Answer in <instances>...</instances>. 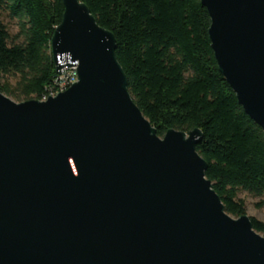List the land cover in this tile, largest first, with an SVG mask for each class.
<instances>
[{"label": "water", "instance_id": "1", "mask_svg": "<svg viewBox=\"0 0 264 264\" xmlns=\"http://www.w3.org/2000/svg\"><path fill=\"white\" fill-rule=\"evenodd\" d=\"M51 41L78 81L47 100L0 91V264H264V236L206 177L202 131L160 137L112 31L63 0ZM220 72L264 130V0H202Z\"/></svg>", "mask_w": 264, "mask_h": 264}, {"label": "trees", "instance_id": "2", "mask_svg": "<svg viewBox=\"0 0 264 264\" xmlns=\"http://www.w3.org/2000/svg\"><path fill=\"white\" fill-rule=\"evenodd\" d=\"M80 1L115 35L128 89L158 135L202 131L197 151L226 212L247 214L243 192L264 207V130L219 70L202 0ZM64 9L63 0H0L1 92L20 102L41 100L55 86L51 41ZM4 13L17 21L18 39ZM250 218L264 236V221Z\"/></svg>", "mask_w": 264, "mask_h": 264}, {"label": "rangeland", "instance_id": "3", "mask_svg": "<svg viewBox=\"0 0 264 264\" xmlns=\"http://www.w3.org/2000/svg\"><path fill=\"white\" fill-rule=\"evenodd\" d=\"M2 18H3L4 22L6 23V25L8 26L12 37H14L15 39H18L16 37L18 35V32H19L17 21L12 19V18H10L6 13L3 14ZM12 82H13V84H15L16 83V79H13ZM10 98L12 100H14L15 102H20V101L16 100L13 97H10ZM240 197L243 198L246 201V204H247V215L250 216V217H252V216L256 217L259 220L264 221V207L258 208L256 206V204L258 202H260L261 199L260 198H255V197L249 195L246 192L241 193Z\"/></svg>", "mask_w": 264, "mask_h": 264}, {"label": "built area", "instance_id": "4", "mask_svg": "<svg viewBox=\"0 0 264 264\" xmlns=\"http://www.w3.org/2000/svg\"><path fill=\"white\" fill-rule=\"evenodd\" d=\"M77 81L78 64L61 66V72L57 70V74L55 77V86L49 89L46 95L41 100L45 101L51 96L58 95L59 93L67 90Z\"/></svg>", "mask_w": 264, "mask_h": 264}]
</instances>
